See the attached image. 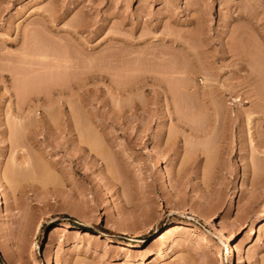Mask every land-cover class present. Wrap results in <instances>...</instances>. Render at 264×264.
Returning <instances> with one entry per match:
<instances>
[{
    "label": "rangeland",
    "instance_id": "1",
    "mask_svg": "<svg viewBox=\"0 0 264 264\" xmlns=\"http://www.w3.org/2000/svg\"><path fill=\"white\" fill-rule=\"evenodd\" d=\"M255 95L264 0H0V264H264Z\"/></svg>",
    "mask_w": 264,
    "mask_h": 264
},
{
    "label": "bare ground",
    "instance_id": "2",
    "mask_svg": "<svg viewBox=\"0 0 264 264\" xmlns=\"http://www.w3.org/2000/svg\"><path fill=\"white\" fill-rule=\"evenodd\" d=\"M245 61V60H244ZM249 62V61H248ZM258 73H259V71H258ZM262 72H260V74H261ZM257 75V74H256ZM257 77V76H256ZM53 78V77H52ZM54 79V78H53ZM59 79V78H58ZM31 80V79H30ZM66 80H67V77H66ZM64 81V80H63ZM30 82V81H29ZM32 82H34V81H32ZM259 83V82H258ZM257 86V85H256ZM258 87V86H257ZM261 87H262V85H261ZM261 87H260V89H261ZM263 93V92H262ZM261 93V94H262ZM259 94V93H258ZM255 96H257V95H255ZM261 97V96H260ZM260 97H256V98H259L258 99V101H261V99L263 98L264 99V95L262 96V98H260ZM263 102H264V100H262ZM257 104H259L260 106H261V104H262V102H261V104L260 103H257ZM256 104V105H257ZM263 105V104H262ZM259 108V107H258ZM261 108H262V106H261ZM260 108V109H261ZM236 195V196H235ZM237 197V194H236V191L234 192V194H233V197L231 198V200L229 201V203H230V207H234L235 206V198ZM3 203V199H2V197L0 196V205ZM204 219H206V218H204ZM209 220V219H208ZM208 220H206V221H208ZM263 222H264V220H263ZM257 223H261V220L259 219V218H256V219H254L253 220V232L255 231V228H254V226H255V224H257ZM212 224H213V222H212ZM214 225V227H216V225L215 224H213ZM68 226V225H67ZM65 228V226H58V228H57V230H62V229H64ZM184 229L185 228V231H186V233L188 234L189 232H191V233H196V230H195V228L193 227V226H189V225H183V224H174V225H170L169 227H167L166 229H164L163 231H162V233H160V234H158V236L155 238V242L157 243V245H156V243H155V246H156V250H157V252L156 253H160L161 252V250H162V245H164L163 244V240H164V242H166L167 240H169V238H170V236L172 235V234H174V231H176V232H181V231H179V229ZM220 231H221V233H222V238L223 239H228L229 240V238H228V236L226 235V232H225V230L224 229H222V228H220ZM255 234L257 233V232H254ZM83 236L84 237H90V236H92V234L89 232V231H85L84 232V234H83ZM230 241V240H229ZM175 242L176 241H174V242H172V244L170 245V247H172L173 246V244H175ZM154 246V247H155ZM228 247H230L229 248V258H232L233 257V253H234V250H233V244H229V246ZM152 254H154V252L153 251H151V252H149L147 255H152ZM242 260H243V258H242ZM46 264H53L52 263V261H47L46 262Z\"/></svg>",
    "mask_w": 264,
    "mask_h": 264
}]
</instances>
